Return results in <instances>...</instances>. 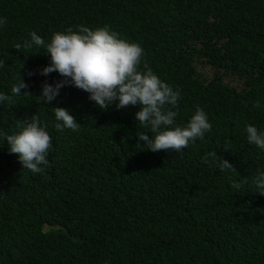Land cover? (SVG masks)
<instances>
[{
	"label": "trees",
	"instance_id": "obj_1",
	"mask_svg": "<svg viewBox=\"0 0 264 264\" xmlns=\"http://www.w3.org/2000/svg\"><path fill=\"white\" fill-rule=\"evenodd\" d=\"M5 17L0 93L21 77L28 88L0 103V264H264V195L253 183L264 150L246 133L249 124L264 131V0H0ZM105 25L139 43L142 62L181 91L177 126L197 106L208 114L203 140L152 152L137 144V132L152 135L139 104L103 111L71 85L37 103L42 83L63 77L40 75L46 48L15 45L32 31L47 44L68 28ZM53 107L69 109L79 130H57ZM34 114L52 139L40 174L2 135ZM213 151L238 175L204 163ZM241 178L248 183L234 189Z\"/></svg>",
	"mask_w": 264,
	"mask_h": 264
},
{
	"label": "clouds",
	"instance_id": "obj_2",
	"mask_svg": "<svg viewBox=\"0 0 264 264\" xmlns=\"http://www.w3.org/2000/svg\"><path fill=\"white\" fill-rule=\"evenodd\" d=\"M6 24L7 18H0V25ZM30 36L31 39L24 41L23 45L17 43L16 50L19 52L21 47L25 50L33 47L46 48L50 63L40 70V75L48 76L57 72L63 77L54 84L43 82L41 94L36 96L37 103L50 105L62 87L71 85L89 93V100L94 101L103 111L113 105L116 110H120L139 104L140 110L135 114L136 119L139 125L150 128L152 135L150 137L146 133L137 132V144L143 141L140 145H147L152 152H181L188 147L190 141L203 140L205 134L211 132L212 125L208 114L199 106L186 126L175 124L178 111L173 109H178L182 99L181 91L162 81L146 61L142 62L145 53L139 43L119 38V34L109 26L95 30L77 26L75 31L68 28L64 32L54 33L47 44L35 31ZM2 67L4 61L0 60V68ZM27 74L32 76L35 72L29 71ZM26 88L28 85L21 77L20 82L13 85L11 95L0 93V103H12L13 97L20 96L21 89ZM253 107L260 108V102H255ZM53 110L58 121L55 125L57 130H79L81 125L76 122L69 109L53 107ZM17 126L20 131L16 134L2 133L9 146V154H18L24 168L33 174L43 173L51 166L47 156L52 149V139L47 125L42 126L40 118L34 114L23 122L18 121ZM246 133L249 144L264 150V131L249 124L246 126ZM209 158L221 171L237 173L235 167L218 156L217 152L208 153L203 158L204 163H209ZM247 183V178H241L233 181L232 187L240 190ZM253 183L258 194L264 195V173L258 174Z\"/></svg>",
	"mask_w": 264,
	"mask_h": 264
}]
</instances>
